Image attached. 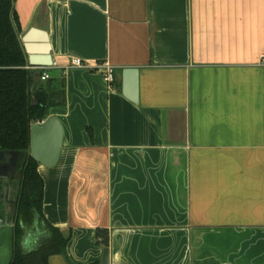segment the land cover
I'll return each instance as SVG.
<instances>
[{
    "label": "crops",
    "instance_id": "crops-1",
    "mask_svg": "<svg viewBox=\"0 0 264 264\" xmlns=\"http://www.w3.org/2000/svg\"><path fill=\"white\" fill-rule=\"evenodd\" d=\"M13 9L19 38L44 32L31 46L55 64L35 81L64 83L48 116L63 128L59 157L37 168L43 216L68 238L48 264H101L104 249L108 264H264V0H13ZM72 57L112 66V87L96 70L67 69ZM13 179L0 182L5 203L12 189L17 199L21 174ZM3 201L0 227L12 229ZM31 232L40 230L22 246Z\"/></svg>",
    "mask_w": 264,
    "mask_h": 264
},
{
    "label": "trees",
    "instance_id": "trees-1",
    "mask_svg": "<svg viewBox=\"0 0 264 264\" xmlns=\"http://www.w3.org/2000/svg\"><path fill=\"white\" fill-rule=\"evenodd\" d=\"M19 30L13 0H0V153L26 152L30 144V125L45 121L51 108L63 104L62 80L55 83V87L52 81L39 84L42 71L25 68L17 39ZM38 166L28 157L22 166L8 264H48L51 256L65 255L68 238L50 226L42 213L44 187ZM37 228L45 234V239L35 250L24 251L23 238ZM99 237L107 247L106 236Z\"/></svg>",
    "mask_w": 264,
    "mask_h": 264
},
{
    "label": "water",
    "instance_id": "water-1",
    "mask_svg": "<svg viewBox=\"0 0 264 264\" xmlns=\"http://www.w3.org/2000/svg\"><path fill=\"white\" fill-rule=\"evenodd\" d=\"M38 35L46 39L44 32L31 29L26 35L17 39L24 55L27 67H49L50 60L45 56L46 48L40 47L41 55L37 56L34 51L37 49L31 46V39L33 35ZM125 75H135V72L128 71ZM129 86L131 82L129 81ZM63 128L59 120L53 116L48 117L45 121L34 123L30 125V144L27 149V157L32 158L39 165L45 167H52L59 157V152L62 145ZM2 227H0V232ZM108 250L104 249L102 252L101 264H108Z\"/></svg>",
    "mask_w": 264,
    "mask_h": 264
},
{
    "label": "rangeland",
    "instance_id": "rangeland-1",
    "mask_svg": "<svg viewBox=\"0 0 264 264\" xmlns=\"http://www.w3.org/2000/svg\"><path fill=\"white\" fill-rule=\"evenodd\" d=\"M23 161H24V154L23 153H3V152L0 153V174H5V172L7 173L6 175H4V179H1L3 181V184L9 180H10V182H13V180H14L13 176H16V179H18V177L21 174L20 172H21ZM1 180H0V182H1ZM10 185L5 187V189H4L5 192L7 191L8 188H10ZM12 193H14L13 194L14 196L10 197L11 202L14 201V199H15L14 197L16 196V190L12 189ZM12 213H13V208L11 209V216H10L11 218L10 219H12ZM2 231H3V233H0V246H2V247H0V251L3 253V258L5 260L8 259V261H6V263H5V264H8V262L10 261L11 250H12V244H11L12 231L10 228H4ZM30 234H32V238L36 237V240L31 245L21 246V248L24 251L35 250L42 243V241L45 239V234L43 232L42 233L40 232L37 234L35 232H31ZM1 239H4L6 241V242H4V245H2Z\"/></svg>",
    "mask_w": 264,
    "mask_h": 264
},
{
    "label": "built area",
    "instance_id": "built-area-1",
    "mask_svg": "<svg viewBox=\"0 0 264 264\" xmlns=\"http://www.w3.org/2000/svg\"><path fill=\"white\" fill-rule=\"evenodd\" d=\"M55 67V64L49 67H44L41 69L42 73L40 76V80L47 81L49 79V71L51 68ZM73 68V69H93L96 70L99 74H101V78L104 83H106L108 86L112 87L114 83V68L108 64H100L95 65L94 67H90L85 62H83L81 59L72 57L70 59V63L67 67Z\"/></svg>",
    "mask_w": 264,
    "mask_h": 264
},
{
    "label": "flooded vegetation",
    "instance_id": "flooded-vegetation-1",
    "mask_svg": "<svg viewBox=\"0 0 264 264\" xmlns=\"http://www.w3.org/2000/svg\"><path fill=\"white\" fill-rule=\"evenodd\" d=\"M7 173H5V175H6ZM18 197V196H17ZM5 198V195L3 196V193H0V200L1 201H3V200H5L4 199ZM0 201V202H1ZM16 202H17V199L15 200V201H13V203H10V202H7V203H5L4 201H3V204H4V206L6 207H11V209L13 208V215H14V220H15V216H16V213H15V210H16ZM6 209V208H5ZM13 220V221H14ZM14 228V227H13ZM2 229H3V227H2ZM11 231H12V229H11ZM21 246H22V244H21Z\"/></svg>",
    "mask_w": 264,
    "mask_h": 264
},
{
    "label": "clouds",
    "instance_id": "clouds-1",
    "mask_svg": "<svg viewBox=\"0 0 264 264\" xmlns=\"http://www.w3.org/2000/svg\"><path fill=\"white\" fill-rule=\"evenodd\" d=\"M31 238V236H29V239ZM25 243L27 244L28 243V239L25 240Z\"/></svg>",
    "mask_w": 264,
    "mask_h": 264
}]
</instances>
